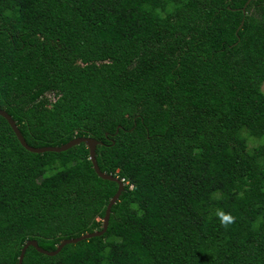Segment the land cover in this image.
<instances>
[{"label":"trees","instance_id":"1","mask_svg":"<svg viewBox=\"0 0 264 264\" xmlns=\"http://www.w3.org/2000/svg\"><path fill=\"white\" fill-rule=\"evenodd\" d=\"M246 2L0 0V108L33 147L96 139L127 182L103 235L22 264H264V0ZM117 189L84 143L32 153L0 116V264L101 230Z\"/></svg>","mask_w":264,"mask_h":264},{"label":"water","instance_id":"2","mask_svg":"<svg viewBox=\"0 0 264 264\" xmlns=\"http://www.w3.org/2000/svg\"><path fill=\"white\" fill-rule=\"evenodd\" d=\"M250 1L251 0H247L245 6L242 9L244 14H245V8H246L247 4L250 3ZM241 25H242V23H241ZM241 25H240V27H241ZM0 116H2L8 122L11 129L15 133L17 139L19 140L20 144L27 151H30L32 153L63 152L69 148H72L74 146L79 145L80 143H84L89 150L90 160H91L93 169L96 172V174L98 175V177L101 179L112 181V182H115L118 184V189H117L116 193L114 194V196L110 199V201L107 205V208L105 210V216L103 218V224H102L101 230H97V231H94L91 233H86L80 237L73 238V239H64L60 242V244L53 251H48V250L43 249L42 247L39 246L37 240H35V239L28 240L21 250L19 260H18V264H22L25 251L29 246H33L40 253L51 256V255L57 254L63 248V246L66 244L76 243V242L84 240V239H89L92 237H97V236L103 235L107 231V228H108L111 209H112L113 205L119 199V196L121 195V193L124 191V183L118 177L113 176L111 174H107V173L102 172L100 170L98 163H97V160H96V147L99 144V141H97L96 139H94L92 137L82 136V137H75V138L71 139L70 141H68L67 143H64L60 146L33 147V146H30L26 142V140L24 139V137H23L21 131L19 130L16 122L14 121L12 116L10 114H8V112H6L5 110L0 108Z\"/></svg>","mask_w":264,"mask_h":264},{"label":"rangeland","instance_id":"3","mask_svg":"<svg viewBox=\"0 0 264 264\" xmlns=\"http://www.w3.org/2000/svg\"><path fill=\"white\" fill-rule=\"evenodd\" d=\"M262 89L264 90V84L262 86ZM258 144V142L256 140H251L250 141V147L256 146Z\"/></svg>","mask_w":264,"mask_h":264},{"label":"built area","instance_id":"4","mask_svg":"<svg viewBox=\"0 0 264 264\" xmlns=\"http://www.w3.org/2000/svg\"><path fill=\"white\" fill-rule=\"evenodd\" d=\"M120 180H121L123 183H127V182L124 181V178H122V179H120ZM130 187H132V185H131Z\"/></svg>","mask_w":264,"mask_h":264}]
</instances>
